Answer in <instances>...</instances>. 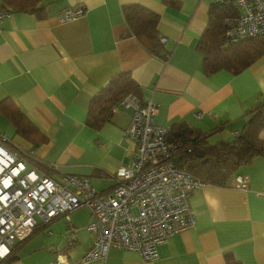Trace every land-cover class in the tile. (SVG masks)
Instances as JSON below:
<instances>
[{"label":"crops","instance_id":"obj_1","mask_svg":"<svg viewBox=\"0 0 264 264\" xmlns=\"http://www.w3.org/2000/svg\"><path fill=\"white\" fill-rule=\"evenodd\" d=\"M214 0H43L46 15L13 12L0 22V102L12 101L44 136L30 145L0 111V136L13 139L53 166L54 179L88 177L97 191L114 183L127 164L134 142L124 134L132 109L116 104L112 116L93 130L84 120L89 101L118 72H129L141 86L143 100L157 105L153 122L184 121L206 134L211 143L232 141L241 131L245 110L264 98V53L238 74L221 69L207 75L197 42ZM1 3V0H0ZM137 4L158 14L157 31L168 57L150 53L126 29L122 7ZM83 13L61 21L66 8ZM241 12V11H240ZM264 140V129L259 133ZM247 175L246 188L233 186ZM193 226L157 246L158 257L144 260L133 250L111 247L103 259L80 257L94 234L81 207L66 218L36 231L19 248L11 264H264V159L241 165L226 185L203 183L192 191ZM74 228V231L71 230ZM227 259L229 262L227 263Z\"/></svg>","mask_w":264,"mask_h":264},{"label":"built area","instance_id":"obj_2","mask_svg":"<svg viewBox=\"0 0 264 264\" xmlns=\"http://www.w3.org/2000/svg\"><path fill=\"white\" fill-rule=\"evenodd\" d=\"M214 1L233 3L241 11L237 17L225 19L229 38L264 35V0ZM82 13L79 7L66 8L59 18L68 21ZM6 15L0 10V22ZM120 105L132 109L124 134L133 140L134 152L117 169L107 190H95L86 176L52 178L10 149L7 139L0 136V258L9 255L16 242L29 237L39 221L44 225L64 217L73 227L69 215L81 207L90 212L85 229L94 234L80 257L83 263L103 259L111 247L154 260L159 244L193 226L189 197L203 182L174 166L173 158L184 149L183 144L166 140L170 125L153 122L157 105L152 100L129 94ZM248 182V176L242 174L232 180L237 188H246ZM56 264L71 261L58 255Z\"/></svg>","mask_w":264,"mask_h":264},{"label":"trees","instance_id":"obj_3","mask_svg":"<svg viewBox=\"0 0 264 264\" xmlns=\"http://www.w3.org/2000/svg\"><path fill=\"white\" fill-rule=\"evenodd\" d=\"M42 1L1 0L0 10L7 13L22 11L35 13L37 17L43 18L46 10L41 5ZM239 13L233 3L217 2L210 5L208 22L196 46L203 56L202 67L207 75L221 69L238 74L264 53V35L240 40H232L227 36L225 19L237 17ZM122 14L126 29L121 32V36L136 37L150 53L165 61L168 53L163 48L156 28L158 14L137 4L124 5ZM129 94L143 100L141 86L129 72H118L113 75L91 97L85 124L93 130L100 129L110 120L114 106L120 104ZM0 111L13 125L15 135L34 146L45 142L44 136L12 101L9 99L1 101ZM244 115L246 121L241 131L228 142L211 143L206 134L199 129L191 127L184 121L174 123L166 135V140L172 143L181 142L184 146V149L174 156V166L191 173L203 183L222 186L228 183L241 165L251 163L257 156L264 159V140L259 136L264 129V98L245 110ZM5 144L47 175H53V166L43 163L32 148H24L13 139L6 140ZM35 231L36 229L32 234ZM30 236L16 242L11 247L10 254L0 258V264H11L21 245Z\"/></svg>","mask_w":264,"mask_h":264},{"label":"bare ground","instance_id":"obj_4","mask_svg":"<svg viewBox=\"0 0 264 264\" xmlns=\"http://www.w3.org/2000/svg\"><path fill=\"white\" fill-rule=\"evenodd\" d=\"M178 153V152H177ZM131 160V159H130ZM241 175V174H240Z\"/></svg>","mask_w":264,"mask_h":264}]
</instances>
